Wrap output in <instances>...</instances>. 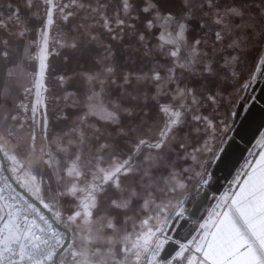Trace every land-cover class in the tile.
Returning a JSON list of instances; mask_svg holds the SVG:
<instances>
[{"label": "snow or ice", "instance_id": "6c2138e0", "mask_svg": "<svg viewBox=\"0 0 264 264\" xmlns=\"http://www.w3.org/2000/svg\"><path fill=\"white\" fill-rule=\"evenodd\" d=\"M260 78L264 0H0V264H264Z\"/></svg>", "mask_w": 264, "mask_h": 264}, {"label": "water", "instance_id": "95a60500", "mask_svg": "<svg viewBox=\"0 0 264 264\" xmlns=\"http://www.w3.org/2000/svg\"><path fill=\"white\" fill-rule=\"evenodd\" d=\"M243 106V100L239 101L236 110L239 115L234 119L236 127L233 132V137L230 139L233 143L229 148V153L233 155V160L239 156L240 152L244 148L253 144L258 138L259 133L264 129V79L262 80L254 99L249 103L248 107L239 119V116L243 110ZM232 173H235V168L232 169ZM216 176L220 178L219 183L212 185V187L208 190V195H210L212 191L216 192L218 195L223 191L224 187L227 185V181L232 177V175L228 174V171L224 173L223 167L216 171ZM211 203H213L211 200L205 201L206 206L210 205ZM200 214L201 213H197V215Z\"/></svg>", "mask_w": 264, "mask_h": 264}, {"label": "rangeland", "instance_id": "374dc122", "mask_svg": "<svg viewBox=\"0 0 264 264\" xmlns=\"http://www.w3.org/2000/svg\"><path fill=\"white\" fill-rule=\"evenodd\" d=\"M50 60H51V63L54 64V65H56L58 69H64V64H63V60H62V58L51 57ZM250 63H251V58L249 59V64H250ZM76 69H77V65L75 64V62H73L72 64H70V65L67 66V70L69 71V74H71V71L76 70ZM241 71L243 72V74H244L245 76H247V67H243V68L241 69ZM48 84H49V86H50V88H51V90H52L51 93H50L49 95L55 94L56 91L58 90V89H57V86H56V83H55V80L49 78V80H48ZM231 91H232V89L229 88V92H231ZM243 93H244V92H242V93L240 94V98L236 100L235 107L232 109V110L235 111V112H236L237 106H238V104H239V101H240V99H241ZM225 110H226L225 107H221V109H220V114H221V116H223ZM233 122H234V121H230V123L232 124V126H233ZM52 131H53V134H55V132L58 131V128L54 127ZM262 131H264V129H263ZM254 143H255V142H254ZM231 179H232V177H231Z\"/></svg>", "mask_w": 264, "mask_h": 264}, {"label": "flooded vegetation", "instance_id": "af4514ba", "mask_svg": "<svg viewBox=\"0 0 264 264\" xmlns=\"http://www.w3.org/2000/svg\"><path fill=\"white\" fill-rule=\"evenodd\" d=\"M263 79H264V78H260L258 84L253 85V87L255 88V91H254V92L251 91V89H250L248 92H244V93L242 94V97H241L240 101L243 100V102H244V106H243L242 113H241V115L239 116V119H240L241 116L243 115V113H244V111L246 110V108L248 107L249 103L254 99L255 94L257 93V91H258V89H259V86H260V84H261V82H262ZM248 96H252L253 99H247V100H246L245 98L248 97ZM236 110H237V109H236ZM235 127H236V123L233 122L232 131H230V132L227 134L228 139H231V138L233 137V132H234ZM230 156H231V158L233 159V155L230 154ZM227 171H228L227 169H224V173L227 172ZM219 173H220V172H219ZM212 193H213V191L210 193L209 196H211ZM198 214H199V213H198Z\"/></svg>", "mask_w": 264, "mask_h": 264}, {"label": "crops", "instance_id": "0c3cea01", "mask_svg": "<svg viewBox=\"0 0 264 264\" xmlns=\"http://www.w3.org/2000/svg\"><path fill=\"white\" fill-rule=\"evenodd\" d=\"M243 162V161H242ZM231 180V179H230Z\"/></svg>", "mask_w": 264, "mask_h": 264}]
</instances>
